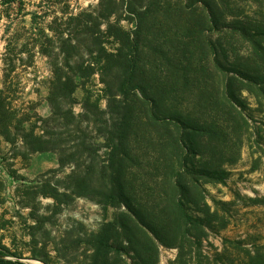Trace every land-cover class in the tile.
Listing matches in <instances>:
<instances>
[{"label": "trees", "instance_id": "trees-1", "mask_svg": "<svg viewBox=\"0 0 264 264\" xmlns=\"http://www.w3.org/2000/svg\"><path fill=\"white\" fill-rule=\"evenodd\" d=\"M263 1L245 0V6ZM17 2L0 0V5ZM61 2V15L46 27L50 33L39 30L44 38L40 53L50 65L46 97L50 114L23 113L16 119L9 99L16 55L6 53L0 136L12 143L20 136L30 153H56L61 167L70 166L69 178L85 183L105 204L125 207L115 222L104 223L86 239L79 238V246L88 245L79 264H156L158 244L177 248L175 263L196 264L205 256L202 243L207 231L225 227L217 223L219 211L212 210L198 181H221L224 170L203 159L201 147L208 143L207 135L215 133L214 129H228L232 120L208 122L187 112L180 98L187 89L188 49L167 47L166 41L188 45L182 35L185 31L206 37L205 53L211 57L207 63L225 77L222 96L229 115L242 119V92L252 85L264 89L263 14L253 18L245 6L238 11L232 0H97L78 12L68 11V0ZM195 12L198 23L187 18ZM163 15L176 27L160 20ZM226 31L237 33L249 44L244 54L232 55L213 40L214 34ZM8 44L9 40L6 50ZM146 52L153 57L148 68L142 64ZM22 53L16 61H24ZM94 82L102 85L101 94L92 89ZM79 87L83 98L76 112L74 93ZM59 126L74 129L70 130L73 145H63L59 134L51 130ZM140 128L163 129L153 140L167 145L169 165L156 174L157 183L166 189L159 198L167 211L160 210L157 216L141 203L132 187L133 168L139 167L133 142ZM88 129H102V146L88 138ZM97 147L105 149L101 162H96L101 157ZM184 242L189 246L186 252ZM232 243L242 248L239 264H264V245L252 249L241 247L240 241ZM7 253L0 243V264H26Z\"/></svg>", "mask_w": 264, "mask_h": 264}, {"label": "rangeland", "instance_id": "rangeland-1", "mask_svg": "<svg viewBox=\"0 0 264 264\" xmlns=\"http://www.w3.org/2000/svg\"><path fill=\"white\" fill-rule=\"evenodd\" d=\"M17 1L10 6L0 5V87L5 74L4 55H16L9 92L16 119L23 113L46 117L50 114L46 97L51 73L47 57L40 53L44 38L39 30L44 28L45 33H50L46 27L54 25V16L61 15L63 0H20L21 4ZM68 1V11L78 12L97 0ZM232 3L238 6V11L246 5L245 0H232ZM245 8L253 18L264 16V1L248 4ZM159 18L166 25L176 27L168 15ZM187 18L193 23L200 19L197 12L190 13ZM32 19L35 22L32 23ZM182 35L188 45L169 39L166 46L188 49L187 89L180 98L184 108L192 117L208 122L232 120L228 129H214L215 133L207 135L208 143L201 147L203 159L212 162L218 170H224L221 181L204 178L198 181L212 210L219 211L217 223L225 227L207 231L202 243L206 258L203 256L196 262L239 264L238 254L242 248H235L232 241H240L241 247L252 249L264 245V89L252 85L250 90L243 91V118L230 116L222 96L225 77L207 63L211 57L205 53L206 37L190 31ZM213 40L232 55L244 54L249 46L237 33L230 31L214 34ZM21 51L23 62L16 61ZM150 54H144L142 64L146 68L152 63ZM91 87L101 94L99 82ZM82 98L83 90L79 87L74 93L76 112L80 111ZM100 105L105 107L103 99ZM51 130L59 134L63 145H73L74 136L70 130L74 129L59 126ZM101 131L88 129V138L102 146ZM162 132L163 129L140 128L133 142L139 167L133 168L132 187L136 197L156 216L160 210L167 211L159 198L166 189L157 183L156 175L169 165L167 145L160 146L153 140ZM97 149L101 157L96 162H101L105 149ZM70 169L69 165H59L54 152L30 153L20 136L15 143L0 136V243L7 247L9 257H14L11 254L19 256L26 264H79L88 246L87 243L79 246V238L86 239L90 232L104 223L115 222L121 212H126L124 206L105 204L100 195L86 188L85 183L69 178ZM142 180L145 184H140ZM188 248V243L184 242V251ZM177 253L175 247L158 244L156 264H177Z\"/></svg>", "mask_w": 264, "mask_h": 264}]
</instances>
